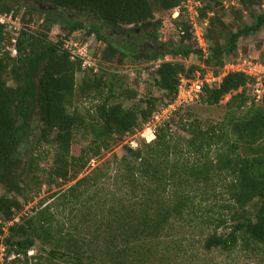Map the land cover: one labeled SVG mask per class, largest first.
Returning a JSON list of instances; mask_svg holds the SVG:
<instances>
[{"label":"trees","instance_id":"trees-1","mask_svg":"<svg viewBox=\"0 0 264 264\" xmlns=\"http://www.w3.org/2000/svg\"><path fill=\"white\" fill-rule=\"evenodd\" d=\"M198 1L202 4L201 16L205 18L207 11L213 9L206 2L212 0ZM238 2L244 11L251 8L252 0ZM185 3L186 0H0L2 15H12L13 20L19 19L23 25L37 26L36 30H19L14 38L7 26L0 23V187L5 190L0 197V247L5 248L4 263L10 264L8 260L12 255L15 259L11 264L42 260L40 251L46 252L43 249L29 257L38 242L42 247H51L48 258L53 264H58L54 260L64 257L72 264H151L155 260L154 250L162 244V235L171 217L181 215L182 206L192 200L184 195L172 207L166 202L167 189L163 188L170 182L162 160L169 157L170 150L166 123L157 128L156 139L147 145L152 150L149 155L143 156L142 150L127 148L142 160L134 171L139 178L134 173L132 176L157 185L149 194L156 207L141 204L138 211L124 212L120 219L117 217L114 226L110 221L104 247L92 242L91 247L85 248V244L70 234L67 238L54 236L51 207L35 216H20L29 202V191L35 187L40 190L42 186L37 157L23 149L29 145L54 148L52 174L59 180H68L72 170L75 176L80 174L92 156H88L86 150L81 158L72 156L77 137L92 139L98 152L109 150L118 140L123 141L148 124L162 108L157 106L158 102L167 101L166 106L173 103L181 78H190L199 69L197 66L187 68L181 62L161 63L153 74V87L160 97L152 96L144 105L139 103L126 108L119 101L127 93L135 96L137 93L115 91L116 80H108L101 71L100 58L107 62L122 63L131 59L137 63H157L167 57L190 59L195 56L218 73L227 63L240 60L238 50L242 38L254 36L264 28V13H251V23L242 24L235 32L228 30L221 18H211L207 38L213 46L205 60L186 21ZM178 9L180 14L175 22L180 30L179 42L163 43L160 40L162 21L154 22L150 17L155 13H175ZM21 13L23 19H20ZM91 20L99 26L90 25ZM56 25L66 33L59 36L61 41L50 37ZM104 29L121 32L127 45L106 41L105 52L98 55L100 58L96 61L97 72L95 68L84 69L82 61L73 59L64 49V40L74 38L79 32L105 40ZM78 75H81L79 85ZM254 84L255 79L244 73H230L217 86H204L197 103L216 107L232 95L227 104L231 119L224 127L206 130L198 125L188 129L182 126L191 133L188 153L193 163L185 170L188 182L211 186L218 181L232 202L229 208L240 212L239 222L229 236L211 235L205 243L206 250H229L240 239L248 246L264 247V103H257L253 94L252 97L248 94L250 89L253 93ZM78 93L101 102L82 113L75 107ZM84 157L87 160L75 172ZM83 181L71 188V192ZM117 242L121 243L120 247Z\"/></svg>","mask_w":264,"mask_h":264},{"label":"rangeland","instance_id":"rangeland-1","mask_svg":"<svg viewBox=\"0 0 264 264\" xmlns=\"http://www.w3.org/2000/svg\"><path fill=\"white\" fill-rule=\"evenodd\" d=\"M206 4H210L213 8L207 11L209 27L211 18L218 17L221 18L228 30L234 32L242 24L249 25L251 23V13H264V0H252L251 8L248 11L243 10L238 0H212L211 3L206 2ZM174 14L155 13L150 17L154 22L162 21L160 40L163 43L177 44L179 42L180 30L178 23L175 22L178 18H174ZM20 19H23V13L20 14ZM89 22L90 25L99 26L94 20ZM13 26L18 31L24 28L37 29L34 24L23 25L19 19ZM64 34H66L65 31L56 25L52 28L50 37L53 41H61L59 36ZM102 36L105 40H99L97 36H87L85 32L73 35L83 44L89 43L90 51L96 61L100 58L98 55L105 52L107 42L115 44L119 41V43L127 45V41L121 32L113 33L109 29H104ZM13 37L16 38L17 35L13 34ZM142 44L145 43L142 42ZM238 58H240L239 61L257 59L256 62L264 64V28L254 36L242 38L239 41ZM99 62L101 63L100 69L107 75L108 80H116L114 82L115 91L125 90L137 93L136 96L127 93L119 101L126 108L135 107L139 103L144 105L152 96L160 97V93L153 87L155 81L153 74L163 62H181L187 68L197 66L199 69L192 76L193 78L198 74L202 78L207 75H210V78L220 75V72L217 73V70L208 68L200 57L195 56L190 59L167 57L157 63H137L131 59L122 63L107 62L101 61V58ZM80 80L81 75H78V85ZM248 94H251L252 97L251 89ZM231 98L232 95H228L216 107L194 103L184 109L175 108V111L167 113L170 118L166 121L165 127L169 129L170 150L168 158L162 157L166 177L170 181L163 188L167 189L166 202L172 207L184 195H189L192 200L182 206L181 215L175 214L171 217L169 225L162 235V244H159L154 250L155 260L151 264H264V247L248 246L242 239L238 240V243L229 250L205 249V243L211 235L217 234L224 238L229 236L234 226L239 222L240 212L229 208L232 202H230L229 195L221 183L216 181V184L211 186L204 183L195 184L188 182V175L185 173L188 164L193 163V158L188 153L191 133L184 130L182 126L188 129L191 125H198L203 130L209 127H224L231 119V114L227 108ZM100 102L99 99H87L78 93L75 99V107L85 113L86 110L94 109ZM164 102L167 101H160L157 106L159 108L165 107L167 103L164 104ZM243 112H246V109ZM167 114L165 115L167 116ZM157 127L160 128L161 126L157 124ZM145 130L143 126L137 132L126 136L123 141L118 140L109 150L102 149L100 152L92 143V139L81 140L80 137H77L72 146V156L81 158L83 150H86L88 156H92V160L80 174L75 176L73 170L70 171V176L66 181L59 180L52 174L56 154L54 148L48 145L25 147L23 151L36 156L38 159L37 172L39 184L41 183L42 186L40 190L35 187L32 192L29 191V202L25 204V209L20 216H35L39 211L51 207L50 214L54 216V236L62 235L67 238L70 234L79 243L85 244V248L91 247L92 242H97L104 247L107 239L106 231H109L107 225L110 221L111 226H114L115 219L122 216L124 212L138 211L141 204L154 205L149 194L157 185L138 179L139 176L134 171L140 166L142 160L136 158L127 149L142 150L143 156L151 153L152 150L147 147L148 143L143 139ZM86 160L87 158L84 157L83 161L75 167V172L80 169V166L82 167ZM132 173L138 178L132 176ZM81 180H84L81 186L71 192V188H74ZM4 194V188L0 187V197ZM155 207L154 205L153 209ZM120 244L117 242L118 247L121 246ZM41 249L46 250V252L40 251ZM50 250L51 247H42L38 242L37 247L29 253V257L35 256L37 251H40L43 254V259L40 261L31 260L29 264H53L48 258ZM13 259L15 258L12 255L8 263L11 264ZM66 259L67 257H64L63 260H54V262L72 264ZM0 264H3L1 260Z\"/></svg>","mask_w":264,"mask_h":264},{"label":"built area","instance_id":"built-area-1","mask_svg":"<svg viewBox=\"0 0 264 264\" xmlns=\"http://www.w3.org/2000/svg\"><path fill=\"white\" fill-rule=\"evenodd\" d=\"M202 4L198 0H186L185 10H186V21L190 27V32L193 36L194 42L197 44L198 49L201 50L204 59H208L210 55V48L213 46L212 42L207 38V31L209 29V20L207 17L203 18L200 13ZM180 10H176L174 18H178ZM18 20H13L12 15H2L0 13V23L7 26V30L12 34L17 35V28L14 27V23ZM64 49L67 50L73 59H78L82 61L84 69H96V59L90 51V45L88 42L84 43L81 40L75 38H70L64 40ZM14 53H16L14 51ZM230 73H244L247 76L255 79V84L253 87V96L257 103H264V64L256 61L242 60L238 62H229L225 65L224 69L220 72L218 77L210 78V75L204 78L201 75L193 77H182L179 93L176 100L168 106L160 108V110L154 115L153 119L144 128L143 139L146 140L148 144L152 143L156 139L157 124L162 126L169 120L168 112L175 111L192 105L194 103L200 102L201 95L203 93L204 86H217L222 82V79ZM218 83V84H217ZM167 114V116L165 115ZM19 222V220H16ZM5 259V248L0 247V260L4 264Z\"/></svg>","mask_w":264,"mask_h":264}]
</instances>
